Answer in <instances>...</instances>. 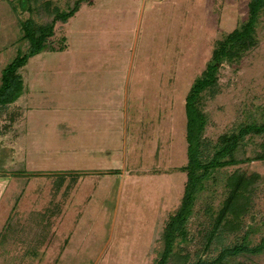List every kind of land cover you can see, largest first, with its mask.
Masks as SVG:
<instances>
[{
    "label": "rangeland",
    "instance_id": "374dc122",
    "mask_svg": "<svg viewBox=\"0 0 264 264\" xmlns=\"http://www.w3.org/2000/svg\"><path fill=\"white\" fill-rule=\"evenodd\" d=\"M248 1L91 0L55 23L49 47L19 70L21 94L0 108V264L153 263L183 193L186 94ZM30 16L50 19L0 0V74L26 49L20 22ZM257 37L239 64L220 66L219 91L204 96L211 145L242 123L264 121V14ZM245 141L252 156L264 133ZM241 166L263 179L240 229L207 238L230 166L195 201L176 248L187 264L245 234L249 247L262 248L234 260L264 264V161Z\"/></svg>",
    "mask_w": 264,
    "mask_h": 264
},
{
    "label": "trees",
    "instance_id": "16d2710c",
    "mask_svg": "<svg viewBox=\"0 0 264 264\" xmlns=\"http://www.w3.org/2000/svg\"><path fill=\"white\" fill-rule=\"evenodd\" d=\"M84 1L91 2L73 0L66 8H59L51 6V0H18L21 9H28L32 14L44 10L50 19L41 22L30 16L20 22L21 39L27 42V47L25 50L19 49L1 70L0 108L21 94L23 83L19 70L32 56L49 47L55 23L65 22ZM263 14L264 0H249L246 16L215 41L209 61L188 89L184 103L187 162L178 168L185 173L183 193L178 206L166 219L161 236L162 249L152 264H169L171 261L177 264L188 263V255H180L178 250L181 248H176L187 238V221L193 214L199 193L218 170L236 166L225 176V197L213 218L208 240H221L224 234L238 231L243 216L249 212L252 195L263 178L258 172L247 171L241 165L253 160L264 161V141L259 144L260 151L247 156L245 138L264 133V121L242 123L233 131L219 135L211 145L203 135L207 123L203 102L205 95L214 96L219 91L220 66L224 63L239 64L247 52L257 45V26ZM71 178L73 180L75 175H71ZM241 238L240 242L222 247L214 257H200L192 264H245L234 259L242 252H253L262 247L261 244L249 247L247 234ZM260 241L263 242L264 238Z\"/></svg>",
    "mask_w": 264,
    "mask_h": 264
}]
</instances>
